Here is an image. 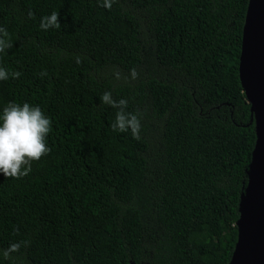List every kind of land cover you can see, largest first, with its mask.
I'll return each mask as SVG.
<instances>
[{"label":"trees","instance_id":"16d2710c","mask_svg":"<svg viewBox=\"0 0 264 264\" xmlns=\"http://www.w3.org/2000/svg\"><path fill=\"white\" fill-rule=\"evenodd\" d=\"M249 4L0 0V65L22 73L0 107L53 122L32 172L0 175V264L231 263L257 143L239 72ZM53 11L61 26L42 30ZM105 91L139 114L140 139L112 130Z\"/></svg>","mask_w":264,"mask_h":264},{"label":"clouds","instance_id":"9594fccd","mask_svg":"<svg viewBox=\"0 0 264 264\" xmlns=\"http://www.w3.org/2000/svg\"><path fill=\"white\" fill-rule=\"evenodd\" d=\"M101 6L110 9L113 0H100ZM40 28L47 31L59 28V13L53 11L40 20ZM12 47L7 30L0 26V55ZM79 63V58L77 59ZM21 72H10L0 65V82L19 79ZM46 75L42 72L41 76ZM135 70L132 77H136ZM103 105L116 109L115 121L111 125L113 131L131 133L133 139H140L141 119L138 113L127 111L129 101L125 98L114 99L110 91L99 97ZM52 119L36 104L28 102H7L0 107V175L6 178L21 179L32 172L33 162L50 153L47 139L52 131ZM19 248L13 244L11 251Z\"/></svg>","mask_w":264,"mask_h":264},{"label":"water","instance_id":"95a60500","mask_svg":"<svg viewBox=\"0 0 264 264\" xmlns=\"http://www.w3.org/2000/svg\"><path fill=\"white\" fill-rule=\"evenodd\" d=\"M239 72L252 106L257 143L242 197L239 240L230 264H264V0H250Z\"/></svg>","mask_w":264,"mask_h":264}]
</instances>
